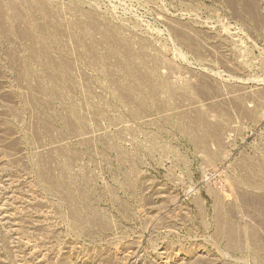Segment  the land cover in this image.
Returning <instances> with one entry per match:
<instances>
[{"label":"rangeland","instance_id":"rangeland-1","mask_svg":"<svg viewBox=\"0 0 264 264\" xmlns=\"http://www.w3.org/2000/svg\"><path fill=\"white\" fill-rule=\"evenodd\" d=\"M0 264H264V0H0Z\"/></svg>","mask_w":264,"mask_h":264}]
</instances>
